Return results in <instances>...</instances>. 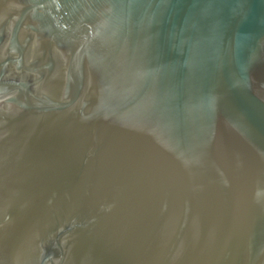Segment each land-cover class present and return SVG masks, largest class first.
Listing matches in <instances>:
<instances>
[{
    "label": "water",
    "instance_id": "1",
    "mask_svg": "<svg viewBox=\"0 0 264 264\" xmlns=\"http://www.w3.org/2000/svg\"><path fill=\"white\" fill-rule=\"evenodd\" d=\"M0 264H264V0H0Z\"/></svg>",
    "mask_w": 264,
    "mask_h": 264
}]
</instances>
